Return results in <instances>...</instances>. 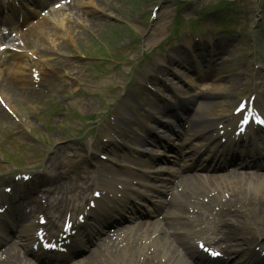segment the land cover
Returning a JSON list of instances; mask_svg holds the SVG:
<instances>
[{
	"label": "rangeland",
	"instance_id": "374dc122",
	"mask_svg": "<svg viewBox=\"0 0 264 264\" xmlns=\"http://www.w3.org/2000/svg\"><path fill=\"white\" fill-rule=\"evenodd\" d=\"M182 1H190L186 6L188 9H183L185 13L182 16L184 19L182 21L183 24H181V27L184 29L182 36L184 38L182 40L193 39L194 41V36L186 29L188 21L193 18L189 12L193 9H200L205 12L207 9H214L220 0ZM236 1L237 9L233 14L241 16L239 12L247 10L248 13H243L244 17H247V20L251 24L257 22L258 17L261 15L260 8L264 7V0ZM176 2L177 0H101L102 6L99 12L89 14L86 16V19L79 18V25L76 26L74 31L73 42L60 40L61 50L59 51L50 49L49 42L45 43L42 40L43 34H39L36 38L31 35L28 36V41L33 47L32 50L47 52L42 54L41 57L43 67L46 70L42 81L36 87L33 86L35 89L32 91L24 93L17 86H12L16 94L10 93L12 96L11 100L19 119H15L6 112L0 115V143L4 144L6 152L14 154L20 162L25 161L31 166H40V168L32 172L35 173V177L41 174L44 182L53 180V183L48 186L47 191L54 190L55 195H57L61 185H59V182L70 179L73 174L79 175L86 172L88 178H93L97 175L99 176L95 177L97 179L107 175L111 177L114 176L113 171L127 164L122 153H119V150H126V153L132 155L130 148H133L135 145L128 144L127 147L121 144L117 138L111 139V133L107 132L106 124L103 123L105 126L101 124L99 131L101 134L102 132H107L108 141L115 142L117 147H114L115 149L111 155L104 149V146L109 144L106 138L101 144H97L95 140L89 141L90 135L87 141L83 142L79 140L80 131L68 128V125H73L75 128L81 129L82 126L78 118L80 116L86 117L82 116L84 115L83 113L90 115L97 113L101 103L105 102L108 104L112 102L106 99L107 96H115L118 93L112 87L120 79H118L117 74L113 71L101 78H91L82 75L84 69L87 68L85 62L88 61L83 55L85 51L87 54L95 56L103 54L101 50L103 46H107L111 51L116 50L117 53L123 52L125 56H131L135 59L139 57L136 53L139 52L141 54L143 49L150 53H162L159 50L162 45L172 38V33L176 34L178 32L175 27L171 29L175 20V14L178 11ZM156 6L159 7V17L154 20L151 17V13ZM229 8L228 6H223L217 11V14L228 20L229 17H227V12L224 9ZM194 15L195 18L192 20V26L189 28L194 33L202 34V31L194 27L199 26L208 19L203 21L199 12H196ZM214 22L202 26L204 32L210 33V39L203 41L199 38V41L197 39L196 41L198 42H194V44L199 45L202 51L209 44L212 48L209 51L212 50L211 52L216 54V58L220 59L219 62L223 61V64L219 68L223 69L225 73H235L234 70H243L246 65L241 62L240 55L242 59L247 63L250 62L252 65L256 61L260 62L261 54L259 53V46L255 44L256 31L250 30L248 33L238 31L235 38L233 30L228 29L224 34H217L216 38L213 39L211 35L212 30H220L226 26H231L233 29H247L245 23L238 24L239 20L237 25H234V23L230 24L227 21L224 25L220 26ZM49 30L50 27L46 24L45 32L47 37H49ZM169 30L171 36H169ZM223 36L228 40L236 39V44L240 46L239 51L237 46L231 47V42ZM133 43V46L136 47L135 51L134 47L127 48L129 44ZM174 43L176 44V42ZM70 50L75 52V55L77 54L74 61L70 60L68 56L67 51ZM165 52L164 56H157L158 64H162L163 59L168 60L172 56L170 50ZM77 64L81 65L78 68L81 70V76L70 75L69 72L74 71ZM209 64L214 65L213 61H210ZM132 65L133 63L128 61L123 66L128 69ZM103 67H105V64H103ZM153 71L154 78H156L155 83L162 73L159 71L158 66H153ZM253 71L254 68L249 66L239 77L229 75V77L223 78L222 85L216 89L204 91V86L203 88L201 87L202 89H197V91L199 90V94L204 96L203 99L211 102L210 110L213 113L211 119H215V117L219 118L220 116L223 118L230 116V112L233 110L231 104L236 102L243 95L244 91H247L249 94L255 90L253 85L256 80L252 76ZM166 74L169 76V72H166ZM78 79L84 81V83L79 82ZM216 80L211 79L205 82H208V87H212ZM76 81L79 83L78 86L75 85ZM260 88H263L264 91V82L258 86V89ZM187 89L194 91V88ZM79 91H83L84 93L80 94ZM138 91L141 92V90ZM164 92L161 91V93ZM117 103L119 102L117 101ZM119 104L124 109H127V106ZM133 108L136 113L139 112L140 114L142 112L137 104H134ZM116 111L120 113V111ZM74 116L77 119L74 120ZM127 120L130 121L132 119L128 118ZM47 127L48 129H46ZM90 146L95 149H91ZM74 149H77L80 154L76 159L70 155ZM2 150L3 148L0 146V152ZM101 154H105L107 159H103ZM77 162L84 167V171L76 168ZM7 167L8 165L3 162L0 156V168ZM75 184H77L75 179L74 181L67 180L70 190H72V186H76ZM245 189L249 194H255V191H251L247 186H245ZM0 191H2V187H0ZM44 198L48 197L43 196Z\"/></svg>",
	"mask_w": 264,
	"mask_h": 264
},
{
	"label": "bare ground",
	"instance_id": "6f19581e",
	"mask_svg": "<svg viewBox=\"0 0 264 264\" xmlns=\"http://www.w3.org/2000/svg\"><path fill=\"white\" fill-rule=\"evenodd\" d=\"M4 4H7L6 0H3ZM53 0H34V4L36 5L37 8L42 9L43 7L47 6L49 8L48 10V17L51 18L50 20V26H51V30H50V35H51V41L52 46L54 48H59L61 43H59V41L61 39H71V32L73 29V24H76L75 22L76 20V16L79 13V11L82 12V15L86 14V13H94L100 6L97 5L95 0H76V6L78 7V11L77 8L75 9L76 12H69L67 13V6H69V4H62V6L56 10L55 7L51 6V2ZM58 2V1H57ZM82 9V10H81ZM18 10V11H17ZM68 10H70V8H68ZM14 11L16 12L17 16H22L24 18V21L27 23L29 21L28 17H30L29 12H25L23 11L22 8H14ZM32 15H36V12L32 13ZM3 21L13 24L15 26H17V22L18 19H10L9 16H6L5 18L2 19ZM43 20H47V19H43ZM76 20V21H74ZM48 21V20H47ZM45 21H39L36 24H31L32 29H36V28H41ZM31 29V30H32ZM22 40L23 36H22ZM3 43H0V48L2 46ZM19 47V46H17ZM20 51H14L11 48H8L6 50H4L3 52L0 50V85L2 82V77L5 76L6 79L4 82H7V79L9 78L11 81L15 82L22 90H24L26 92V90L28 89L29 86L33 85L35 83V78H34V74L35 73H39V76L41 75V73L43 72V67H42V63L39 59L34 58L33 54H27V52L24 51V49H22L21 47L19 48ZM8 77V78H7ZM3 82V83H4ZM2 83V84H3ZM2 97L4 100L7 101L8 104H10V98L8 97V95L4 92H2ZM11 105V104H10ZM257 106H259L256 103ZM205 109L208 108V104H205L203 106ZM240 120V116H233L231 121H230V125L225 127V131L223 135H220V130L214 128L213 126L210 127H206L205 125H203V123H199L197 125V127H195L194 129H192V135H199L200 133L204 132V131H208L213 133L212 138H214L215 141V145L213 146V148L215 147H220L222 148L223 151H227L230 152L232 149L234 150V153L236 152L235 149V145H238L237 143L242 139L244 140H248V137H254L251 133H254V128H249L248 131H246V135L244 138H240L237 137V135L235 134L236 130L238 129L237 124L238 121ZM136 129L138 130L139 127H136ZM141 130V129H140ZM139 130V131H140ZM166 135H168V132L166 130L163 131V135L162 137H166ZM225 136L227 137V142L226 143H222L221 142V138ZM143 138H140L139 141L140 143L143 142L145 143V140H143ZM241 142V141H240ZM239 142V143H240ZM228 146H230L228 148ZM257 147V146H256ZM141 148V147H140ZM144 150H142V152H137L138 156L133 158V162L140 164L141 167H145L148 165L147 161L144 160L143 155H148L150 153H154L153 148L150 145H146L143 147ZM197 151L196 152H200L202 151V147H198L195 148ZM248 150V149H247ZM245 150V151H247ZM257 150V149H255ZM254 149H249L248 151V155H256L257 158V162L254 161L253 163L256 164L255 166L258 167L259 169L263 170L264 169V160L263 161H259V158H262L261 155H259V152L253 153ZM143 154V155H142ZM263 155V153H261ZM259 157V158H258ZM252 162V161H251ZM197 164V163H196ZM199 167H204V165H200L198 164ZM165 170L164 169H159L157 170V172H155L153 179L160 181L162 183L167 182L168 177L167 178H163L162 176H160ZM235 173V171H233ZM259 173V172H258ZM147 176H150L149 172H145L144 173ZM135 173L134 171L131 173H128V176L130 178L136 179L135 177ZM195 176L198 177H212V175H203V174H194V175H185L182 176L180 179V183L182 185V187L176 188V190L174 191L173 197L174 198H178L181 202H187V204L184 205H179V204H171L172 203V199L170 201H167V206L168 209L173 210V212L169 215V217L173 220H175L176 218L180 219L182 221V223H186L189 219H193V221L195 222V218L199 217V213L200 210H202L201 206H198L196 204L197 199L199 198V195L201 193L200 191V184L199 182H197V179H194ZM262 178L264 177V171H262L261 173H259L258 178ZM189 178V179H188ZM257 178V179H258ZM187 181H192L191 184H186ZM261 183H263L262 180H259ZM64 181L60 182V188H63V186L68 187L66 184V181L64 182V185H62ZM232 181H226L224 183H222L221 185H219L217 188L213 189V190H217V194L221 195L224 203H226L227 208L229 209V211L236 213V210L232 207L233 204L235 203V198L233 197V195H231L228 198L224 197V193L227 192H231V190H234V188H238L239 185H233ZM116 183H114V181H110L108 182L105 187H106V192H113L115 190L116 187ZM120 184V183H119ZM64 187V190L66 191L67 188ZM81 189L79 191V195H81V197L83 198L84 196V192H86L85 189H87L86 184L84 186H80ZM59 188V191H60ZM155 192L157 193H165V192H161L160 189L153 187ZM122 192L126 193V189H122L120 190ZM261 197H259L257 200L256 199H249L250 200V204H253L252 206V214L255 216H262L261 218V224L259 227V237L258 239H264V184H263V189L261 191ZM234 193V192H232ZM140 195H144L146 196L145 193H140ZM68 197L66 195L62 196L61 198H56L54 196L53 201L50 200V203L47 204V207L45 208V210L49 209L48 212L49 213H56L58 212L62 207L65 206L66 203V199ZM217 198H213V202L216 201ZM222 200V199H221ZM49 201V199L47 200V202ZM164 202H166L164 200ZM218 202V200H217ZM222 202V201H221ZM113 203V202H112ZM100 206L98 208L100 209H106V208H110L107 207L106 204H102L100 202ZM155 204V203H154ZM184 204V203H183ZM40 207L42 209H44V206L42 204H40ZM114 210H112L113 212H121V210L117 207L116 204L113 203ZM191 207L194 208V212L197 211V214L195 216H187V213H189L190 211H188ZM65 210H68L72 213H74V209L75 207H65ZM112 209V208H111ZM242 209V206H241ZM195 217V218H194ZM177 220V219H176ZM25 218H24V225L22 228V232L23 234L27 237L26 240L22 241L21 238L18 240V242L16 243H11L8 246H6L4 248L3 254H5L4 258H0V264H28V261L26 259L27 256L26 254H33L32 251L29 248V244L28 242H30V240L32 239V232L36 229V225L33 223H29L28 225H25ZM22 222V220H21ZM28 222V221H27ZM55 223V222H54ZM104 223H109V220L106 218L104 219V221H102L99 225V227H97L96 230H92L91 232H88L85 237L78 242V246H82L83 248L88 247V245L90 243H92L93 241L97 240L96 236L99 232H102V226L104 225ZM141 224V223H139ZM174 221L171 222L168 225H173ZM19 225H21L19 223ZM167 224H163L160 223V228L158 229H153L151 231H148L147 233V237H146V242L150 243V246L155 247L157 250H160V257H163L164 259H166V262L164 264H208L207 262H204L202 259H200L197 255H195V253L191 250V248L189 246H187V243L185 242V235H187V232H175V228H171L169 227ZM52 227H55V225H52ZM118 230H123L122 228H119ZM118 234V232L116 233ZM158 235H161L163 237V239L161 238V236L158 239ZM118 239V237H117ZM158 239V242H157ZM120 241L123 242V245L121 246L116 239H113L110 235H107V237H105L104 239H102L99 243V247L102 249V251L109 256L108 258L112 257V258H119L120 256H122L121 254L126 252L127 253V259L129 261H134V259L136 260V255L133 253L134 247H135V242L134 240H132L131 236H128V233L126 232L121 238ZM124 251V252H122ZM183 251L185 252V254H183ZM39 259L43 258L44 256L42 254H38L36 255ZM186 256L188 258L191 259V261L189 262L188 260H186ZM260 260L264 261V258H262L261 256ZM48 261V264H66L68 263V259H65L64 256L59 255L57 258H55V263H52L53 260L51 259H46ZM221 262L220 264H227V261ZM88 264H94L93 262H90ZM101 264V263H100Z\"/></svg>",
	"mask_w": 264,
	"mask_h": 264
},
{
	"label": "snow or ice",
	"instance_id": "6c2138e0",
	"mask_svg": "<svg viewBox=\"0 0 264 264\" xmlns=\"http://www.w3.org/2000/svg\"><path fill=\"white\" fill-rule=\"evenodd\" d=\"M261 123H264V121H261ZM215 254V253H214Z\"/></svg>",
	"mask_w": 264,
	"mask_h": 264
}]
</instances>
